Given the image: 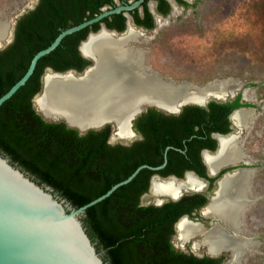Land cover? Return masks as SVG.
<instances>
[{
	"label": "trees",
	"instance_id": "16d2710c",
	"mask_svg": "<svg viewBox=\"0 0 264 264\" xmlns=\"http://www.w3.org/2000/svg\"><path fill=\"white\" fill-rule=\"evenodd\" d=\"M102 5L103 0H40L35 10L18 22L15 42L0 51V98L25 75L38 52L48 48L63 31L95 17ZM88 30L89 27L67 36L55 51L43 57L26 85L0 108V152L77 209L126 180L139 166L161 164L163 159H150V154L155 153L151 147L166 145L156 135L172 129L163 126L162 115L150 110L151 115H157L148 122L155 136L128 150L109 145V125L81 135L65 122L46 121L36 111L33 98L42 90L47 67L65 71L92 64L77 50ZM239 106L236 101L231 108ZM226 108L212 104L211 116L227 115L231 109L225 111ZM203 114L199 107L184 110L187 136L193 126L200 124L197 122ZM192 117L198 121H189ZM152 173L143 169L130 183L90 207L83 217L105 264H216L215 259L181 252L173 243L176 222L192 210L199 197L169 201L162 206L141 204Z\"/></svg>",
	"mask_w": 264,
	"mask_h": 264
},
{
	"label": "flooded vegetation",
	"instance_id": "af4514ba",
	"mask_svg": "<svg viewBox=\"0 0 264 264\" xmlns=\"http://www.w3.org/2000/svg\"><path fill=\"white\" fill-rule=\"evenodd\" d=\"M139 1L140 0H103V5L99 8V12L95 17H98L99 15L107 11L115 10L120 7L132 6ZM39 2L40 0L38 1L37 5L33 7V9L28 10V12L26 11L22 15L17 12L14 17L13 16L5 17L6 20H10L11 18H14V21L16 22V25L13 27L14 39L10 44H8L5 48L1 49L0 51L6 50L15 42L18 22L22 18H24L26 15H28L30 12L35 10L37 6L39 5ZM3 3L5 4L3 5ZM196 4H197L196 0H144L139 6H137L135 9L131 11H123L120 14L110 15L104 18L103 20H101L100 22L89 26V30H88L86 38L82 40L80 44L78 45L77 50L79 52V56H81L85 60H89L83 56L81 52V46L84 42L87 41L91 33L99 34L105 28L109 32L117 33L116 35L117 37L123 38L127 35H130L131 33H134V35L138 37V41L139 40L142 41L143 37L147 39L146 36L148 35L150 38H153L157 32L158 26L162 23V21L165 18L178 13V10L179 11L183 10L184 12L191 8L195 9L197 6ZM1 5L2 6L0 7V12H3L8 6V2L7 3L2 2ZM14 10L15 11L19 10L18 5L14 7ZM102 35L107 36L104 33L99 36H102ZM107 37L113 40L121 39V38L115 39L110 36H107ZM93 39L94 38H92L85 45L89 44ZM143 52L146 54L147 62H148L147 51H143ZM91 65L83 66L82 68H77L74 66L65 71H57L52 67H47L45 69L43 76L46 74V70L49 68H51L52 70H54V72H57V73H66L68 71H74L77 74H82ZM43 76H42V79H43ZM236 101H239L240 106L234 107L232 109L231 106L234 105ZM212 104L227 106L228 108H226L225 111L228 109L229 110L231 109V110L229 113H227V115L225 114V115L213 117L211 116ZM190 107L202 108L204 110V114L203 116H201L200 121L195 120L193 117H192L193 119L189 118V121H192L194 123L198 121L197 123H200V124H197V125L194 124L196 126H193V132L187 136L186 130L189 128V126L184 119L185 117L184 110ZM259 107L260 105L253 98H251V96L249 97V94L247 95L245 93V89L236 93L234 97H225V99H213L209 101V103L206 104L205 106L199 105L197 103L188 104L182 107L179 113L168 112L167 110H164L163 108L149 107L131 121L125 133L118 132L117 124H109V126L111 127V130H110V137H109L108 143L109 145L114 146V147H121V148H126L130 150V149H133L134 146H137L140 143L146 142L148 140L147 139L148 137L149 138L154 137L155 134L153 135L151 134L152 131H149V128L151 126V124L148 123L149 118L153 116L149 112L150 110L157 111V113L162 115L161 117L164 118L162 119L164 123L163 126H170L172 127V129L171 131H168V132L163 130L159 132L160 133L159 135H156L166 145H161L159 146V148L151 147V151L155 153H159L160 156H158L155 153H151L150 159L151 160L163 159V162L158 165H152V164H143V165H148L154 168L161 167L165 163L166 165L160 170L150 169L151 171H153V173L150 176H148L149 189L147 192L142 194L141 204L144 205L142 203V200L144 196H146L147 194H151V197L154 199V201L156 200L157 197H155L152 194V186H153L154 181H158V182L173 181L178 184H181V183L194 184L197 186V188H190L191 191L190 190L182 191L183 194L182 193L180 194L182 196H180L179 200H177V201H180L182 199H190L192 197H199L197 199L198 202L195 203V205L192 207V210L189 213L181 216L180 219L176 222L175 236L178 233L177 228H178L179 223L180 222L182 223L183 221H185L184 223L190 226H195V227L200 226V229H201L200 234L197 235L195 238L200 236L202 239L198 241H202L205 238L206 233H208L210 230H213L215 227H219L223 231L229 233L230 236H232V234L236 230H234L233 227L228 225L224 221V219H222L224 222L218 221L216 219L218 215H208L206 210L209 208L212 202L215 201V199H217L218 194L221 189V185L219 189V183L226 173H229V174H233V173L235 174V173H240V172L244 173V171H246L247 169L258 168L261 165V163L258 162L257 159L256 161L253 160V163L250 162L251 157L249 155V152H251V150L249 149L248 146L245 145L243 141V135H246L245 133L249 132V130L252 129L253 127H254L253 129H255L253 115L257 113V109ZM155 117H157V115H154L153 119H155ZM145 125L147 127V131L145 130ZM105 128L106 127H104L103 129ZM255 132L257 133L256 130ZM227 139L234 140L235 145L236 147H238L239 152H240L239 157H236L229 163H233L237 161L238 159L244 160L245 163L233 165L231 167L229 166L222 167L225 164L223 163L221 164V166H218L216 169H213L211 163L216 161L218 157H221V154H223L221 151L223 147L222 141L227 140ZM255 149L257 150V148ZM170 151H172V153ZM141 156L143 157V155ZM16 166L19 167L18 165ZM19 168L22 169L21 167ZM23 171L32 178V175L30 173L26 172L25 170ZM250 184L251 185H249V188H251L252 191L255 193V197L260 195L259 194L260 191L254 188L255 187L254 182L251 183L250 181ZM183 187L185 186H182L181 188ZM249 195H251V190H249ZM252 196L254 197L253 193H252ZM255 197L253 198L254 201H255ZM257 198L258 197H256V200ZM204 200H206L207 202L201 205L200 203H202ZM169 201H172V200L170 199ZM154 203L155 202H153V204H150V205H155ZM241 219H240L238 227L240 228V230L241 229L242 230L241 232L239 231H236V232H239L240 235L244 233V236L251 238L252 241L255 240L252 236H250L251 231L248 229V226L252 224V220H253V222H255L256 225L253 224L252 226L256 229H260L261 227H264V224H262V220L257 219L252 214L250 215V213L247 216H245V214L243 213V219L242 220ZM242 221H244L243 224H242ZM174 238H173V243H174ZM252 241H250V243H252L251 248L255 244V242L254 241L252 242ZM196 242L197 241L192 243V249L194 251H196L195 246H194ZM244 243H247V241L244 240ZM174 246L176 248H179L178 250L182 249L180 250L181 252H184L186 254H192L197 258L209 257V258L215 259L217 260L216 264H224L225 262L231 260V253H232L231 251H229L228 253H223L221 255H218V254L214 255V254H211L209 252V249L204 246L203 248H206L207 251H205V253L199 256V255H196V253H194L193 251L192 253L186 252L185 251L186 249L184 250L181 247H177L175 243H174ZM251 248L244 249L243 252L249 255Z\"/></svg>",
	"mask_w": 264,
	"mask_h": 264
},
{
	"label": "bare ground",
	"instance_id": "6f19581e",
	"mask_svg": "<svg viewBox=\"0 0 264 264\" xmlns=\"http://www.w3.org/2000/svg\"><path fill=\"white\" fill-rule=\"evenodd\" d=\"M6 13V9L0 12L1 39L5 38L7 33ZM137 41L138 37L131 33L120 40L102 35L94 38L89 44H84V53L99 54L96 68L81 79L71 75H49L44 93L37 99L38 109L48 116L58 113L80 127H92L109 119L114 120L118 132L125 133L130 124L128 117L143 100L174 110L176 103L182 101L203 104L209 97L224 99L241 88L229 82H214L201 88L170 79L164 80L159 73L149 69L147 56L143 49L137 46ZM246 94L248 95V92ZM222 146L223 154L211 163L213 169L239 157L240 152L234 140H223ZM250 181V175L243 172L226 178L221 183L217 199L206 210L207 214L218 215L234 230L239 231L238 225L241 217L243 219ZM182 186L185 187L181 188ZM190 188L197 186L173 181H154L152 194L157 198H175L184 190L191 191ZM184 222L178 225L179 244H175L183 249L201 231L200 226H190ZM251 245L252 243H244V240L230 236L219 227L210 230L202 241L194 244L196 251L205 246L214 255L223 249H229L233 254L232 261L228 264H241L240 257L245 254L243 250L250 249Z\"/></svg>",
	"mask_w": 264,
	"mask_h": 264
},
{
	"label": "rangeland",
	"instance_id": "374dc122",
	"mask_svg": "<svg viewBox=\"0 0 264 264\" xmlns=\"http://www.w3.org/2000/svg\"><path fill=\"white\" fill-rule=\"evenodd\" d=\"M38 1L0 0V7L2 2H8L5 17H14L17 12L21 15L28 12ZM196 2L195 9L178 10L162 21L153 38L148 35L136 44L147 50L152 71L165 79L201 88L214 82L237 84L241 88L235 94L245 89V93L248 92L249 97L260 105L253 115L255 129L253 127L243 135L245 145L251 150L250 162L257 159L261 163L258 168L244 171L250 175L251 183L254 182L260 195L256 200L255 193L249 188L255 201L243 213L245 216L252 214L264 224V0ZM17 5L19 10L15 11ZM153 202L151 194L142 200L144 205ZM253 224L252 220L248 229L255 244L241 264H264V227L256 229ZM201 239L198 236L191 240L184 250L201 256L206 248L192 249V243ZM174 243L179 244L178 233Z\"/></svg>",
	"mask_w": 264,
	"mask_h": 264
},
{
	"label": "water",
	"instance_id": "95a60500",
	"mask_svg": "<svg viewBox=\"0 0 264 264\" xmlns=\"http://www.w3.org/2000/svg\"><path fill=\"white\" fill-rule=\"evenodd\" d=\"M143 1L144 0H140L132 6L120 7L115 10L107 11L98 17L60 33L48 48L41 50L33 57L25 75L0 98V108L24 85H26L33 76L39 61L55 51L67 36L98 23L110 15L120 14L123 11H131ZM6 22L8 24L7 33L5 38H0V50L5 48L14 39L13 27L16 25V22L14 21V18L6 20ZM103 33L115 39L122 38L117 37V33L109 32L105 28L99 34L91 33L87 41L81 46L83 56L92 62V65L89 66L84 73L77 74L74 71L57 73L51 68L46 70V74L42 79V90L33 98L34 108L46 121L55 123L65 122L68 127L78 130L81 135L86 134L90 130L103 129L109 124H116L114 120L109 119L101 125L80 127L72 124L67 118L58 113L48 116L42 113L37 107V99L43 95L45 82L49 75L54 77L71 75L74 78L81 79L84 78L88 72L96 68L99 54L94 52L84 53L83 46L92 38L98 37ZM142 49L143 51H147L144 48ZM148 67L150 70H153L150 65H148ZM160 77L164 79L163 76L160 75ZM235 95L236 94L234 93L231 97H234ZM226 97H228V95ZM213 99L217 98L209 97L206 99L205 103L199 105L205 106ZM194 103L195 102L192 101H182L176 103L174 110H168L156 103L150 102L149 100H143L136 105L132 115L128 117V121L131 123L136 116L149 107L163 108L168 112L179 113L182 107ZM241 163H245L244 160L238 159L233 163L224 164L222 167H231ZM165 165L166 163L157 168L143 165L129 178L114 185L107 193L77 209L66 199L60 198L51 186L39 184L22 169L14 165L9 157L4 156L0 152V264H105L103 257L97 251L96 245L92 241L84 225L83 217L86 215L87 210L110 197L121 186L130 183L141 172V170L145 168L160 170ZM236 174L238 173H226L219 183V189L222 181L227 177ZM180 196L182 195L175 198L168 196L159 197L156 198L154 204L162 206L169 202L170 199L172 201L179 200ZM246 197L244 212L248 208V205L254 201L251 195L248 194ZM216 219L224 222L220 217H216ZM241 230H239V232H241ZM239 232L235 231L233 233L234 236L232 234V237H237L238 239L245 240L249 243L252 241V239L247 236L239 235ZM229 251V249H223L218 255L228 253ZM246 256L247 253L242 255L240 257V262ZM229 261L224 264H228Z\"/></svg>",
	"mask_w": 264,
	"mask_h": 264
}]
</instances>
